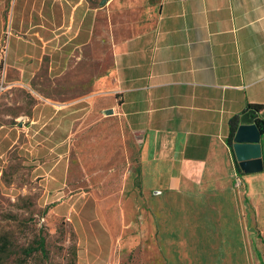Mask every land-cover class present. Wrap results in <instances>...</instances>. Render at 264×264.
<instances>
[{"label":"crops","instance_id":"crops-1","mask_svg":"<svg viewBox=\"0 0 264 264\" xmlns=\"http://www.w3.org/2000/svg\"><path fill=\"white\" fill-rule=\"evenodd\" d=\"M104 32L113 107L140 138L141 156L126 183L125 229L102 233L134 232L142 212L156 235L146 208L154 203L163 242L173 227L205 243L211 261L247 264L264 241V169L239 173L228 139L233 118L264 107V0H0L5 72L30 57L53 71L58 43L76 53ZM19 71L23 79L29 70ZM261 143L264 164V135Z\"/></svg>","mask_w":264,"mask_h":264},{"label":"rangeland","instance_id":"rangeland-1","mask_svg":"<svg viewBox=\"0 0 264 264\" xmlns=\"http://www.w3.org/2000/svg\"><path fill=\"white\" fill-rule=\"evenodd\" d=\"M58 47L53 71L47 60L39 68L30 57L5 72L0 60V264L220 262L210 260L196 235L171 227L163 242L154 203L146 208L156 235L141 212L134 232L104 236L103 226L113 234L125 229L126 183L140 173L141 140L113 107L106 33L102 43L76 53L74 45ZM23 68L29 71L21 79ZM254 244L247 264H261L259 256L264 262V241ZM99 248L106 252L97 260Z\"/></svg>","mask_w":264,"mask_h":264},{"label":"water","instance_id":"water-1","mask_svg":"<svg viewBox=\"0 0 264 264\" xmlns=\"http://www.w3.org/2000/svg\"><path fill=\"white\" fill-rule=\"evenodd\" d=\"M114 111H106V115H113ZM258 113L250 111L239 120L231 142V149L238 166L244 174L263 171L261 133L257 125Z\"/></svg>","mask_w":264,"mask_h":264},{"label":"trees","instance_id":"trees-1","mask_svg":"<svg viewBox=\"0 0 264 264\" xmlns=\"http://www.w3.org/2000/svg\"><path fill=\"white\" fill-rule=\"evenodd\" d=\"M263 108H264V107H263V106H260V105H251V106L248 107V109H247L246 112L255 111V112H257V113H260V112L263 110ZM237 124H238V117H235V118H233V119L230 121L231 135H230V137H229V139H228V145H229L230 147H231V142H232V139H233L234 132H235V129H236V127H237ZM257 125H258V127H259L261 133L264 134V121H260V120H258V121H257ZM232 152H233V150H232ZM233 156H234V158H235L234 153H233ZM237 169H238L239 173L244 174V173L241 171V169H240L239 166H237ZM259 260L261 261V264H264V262L262 261V258H260V256H259Z\"/></svg>","mask_w":264,"mask_h":264}]
</instances>
